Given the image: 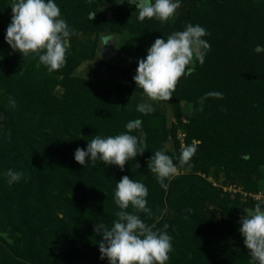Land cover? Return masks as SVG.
Instances as JSON below:
<instances>
[{
    "label": "trees",
    "instance_id": "16d2710c",
    "mask_svg": "<svg viewBox=\"0 0 264 264\" xmlns=\"http://www.w3.org/2000/svg\"><path fill=\"white\" fill-rule=\"evenodd\" d=\"M12 2L0 0V264H109L100 259L102 236L94 227H110L117 219L114 193L125 175L148 189L151 211L138 213L140 218L154 231L169 225L173 250L166 264H250L244 239L230 219L258 203L229 198L204 175L221 174L245 192L256 190L264 167V3L180 0L173 21L161 22L155 17L140 21L127 0H54L73 34L65 63L49 72L44 65L36 67L34 54L22 57L7 44ZM90 13H96L92 20ZM189 23L206 29L209 35L202 39L211 47L204 63L195 61L191 75L182 76L172 99L165 101L174 117L169 128L160 112L116 108L98 69L89 78L73 75L93 54L94 45L88 53L83 38L128 34L134 38L133 54L129 67L118 69V93L143 95L133 80L138 61L157 38L166 40ZM210 91L224 98H208L198 110L200 98ZM181 104L190 109L184 122ZM137 119L141 129L131 134L146 133L147 148L123 171L99 159L86 158L84 166L75 161V150H86L94 136L126 132V124ZM178 129L183 146L195 142L190 167H179ZM168 139L171 150L164 147ZM161 149L179 169L165 181L167 189L147 167ZM9 169L23 178L9 184Z\"/></svg>",
    "mask_w": 264,
    "mask_h": 264
},
{
    "label": "clouds",
    "instance_id": "9594fccd",
    "mask_svg": "<svg viewBox=\"0 0 264 264\" xmlns=\"http://www.w3.org/2000/svg\"><path fill=\"white\" fill-rule=\"evenodd\" d=\"M134 5L138 19L144 21L156 18L167 22L180 8V0H127ZM12 18L6 31V42L13 51L23 56L34 54L38 57L37 68L44 65L49 72L59 70L65 63L66 52L70 47V36L73 30L67 22L60 18L61 10L54 0H13L11 4ZM96 13H90L93 19ZM209 35L200 25L191 23L185 30L173 32L164 38H157L147 50V56L138 61L136 75L133 80L137 87L151 101H170L172 93L180 78L191 75L189 67L195 61L204 63L210 44L202 39ZM113 44L111 35H102L101 48ZM208 98L223 99V93L210 91L199 100L203 110L204 101ZM9 105L16 107V101L9 97ZM137 111L148 114L153 107L148 103L137 105ZM126 132L115 136H94L87 149L77 148L74 153L75 161L84 166L86 158L91 162L98 159L105 165H115L124 170L130 159L143 155L146 151L147 134L141 129L140 120H132L126 124ZM196 152L195 145L183 146L179 156V167H190L189 161ZM136 167L140 165L136 163ZM147 167L153 173L162 188L167 189L166 180L178 173V166L164 149L156 151L147 161ZM8 183L18 182L23 178L22 172L9 169L5 173ZM147 187L138 181L123 176L116 183L114 199L119 211L109 227L96 223L94 231L102 236L98 242L100 259L107 258L109 264H166L172 249V236L167 233L169 225L164 230H153L154 226L147 225L138 213H150L146 206ZM129 206L133 211L129 212ZM239 232L244 239V246L251 257L250 264H264V207L256 204L253 208L245 209L241 215Z\"/></svg>",
    "mask_w": 264,
    "mask_h": 264
},
{
    "label": "rangeland",
    "instance_id": "374dc122",
    "mask_svg": "<svg viewBox=\"0 0 264 264\" xmlns=\"http://www.w3.org/2000/svg\"><path fill=\"white\" fill-rule=\"evenodd\" d=\"M125 0H115L119 3ZM255 2H263L264 0H254ZM179 9H177L175 15L169 19L172 22L177 16ZM113 37V44H109L101 48V41L99 38L94 37L83 38L84 49L89 53L90 48L93 47V54L86 60H83L74 70L73 75L79 78H89L94 69H98L103 77V84L106 90V95L108 99L112 101L116 108L121 105L125 109L136 108L137 105L141 103L151 104L153 111L160 112L163 114L165 119V126L169 128L174 122L172 108L165 103V101H151L144 94L136 97H132L126 94H119L117 81L121 77V73L118 69H127L130 65L131 57L133 54L134 38L128 34L121 35H111ZM86 43V44H85ZM194 64V63H193ZM191 64L189 67L193 66ZM181 111L183 116L181 117V122H184V115H187L190 111L187 104H181ZM183 135V136H182ZM175 138L180 143V147L183 146L182 141L184 134L178 129L175 132ZM195 142H193V145ZM164 147L167 150L172 149L170 140L168 139L164 143ZM203 177V176H202ZM205 179L212 184V186L219 187L222 193L228 194L229 198H233L235 195L239 196L241 202L252 201L248 192L242 190V188L235 182H230L226 180L221 174L216 178L215 176L208 174L204 175ZM250 194H261L264 196V167L259 171V175L256 178V190L254 192H249ZM258 204L264 203V200L260 199L254 201ZM211 212H214L211 209ZM241 215L242 213L234 214L233 218L230 219L231 223L234 224L235 230H239L241 227Z\"/></svg>",
    "mask_w": 264,
    "mask_h": 264
},
{
    "label": "built area",
    "instance_id": "2783aa9c",
    "mask_svg": "<svg viewBox=\"0 0 264 264\" xmlns=\"http://www.w3.org/2000/svg\"><path fill=\"white\" fill-rule=\"evenodd\" d=\"M182 136H183V135H182ZM248 196H249V198H250L252 201H258V200H260V199L264 200V196H262L261 194H255V193L250 194V193H248Z\"/></svg>",
    "mask_w": 264,
    "mask_h": 264
}]
</instances>
